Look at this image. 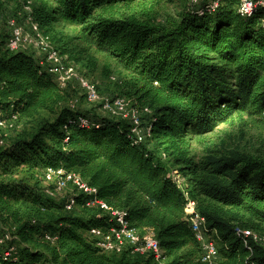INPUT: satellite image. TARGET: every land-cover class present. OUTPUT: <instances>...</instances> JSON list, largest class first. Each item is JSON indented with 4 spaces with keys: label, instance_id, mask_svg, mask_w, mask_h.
Masks as SVG:
<instances>
[{
    "label": "trees",
    "instance_id": "obj_1",
    "mask_svg": "<svg viewBox=\"0 0 264 264\" xmlns=\"http://www.w3.org/2000/svg\"><path fill=\"white\" fill-rule=\"evenodd\" d=\"M53 3L36 6L32 21L47 31L60 20L80 26L115 60L130 75L138 105L151 111L152 138L136 143L128 121L60 107L64 89L50 69L0 37V121L54 115L31 137L7 142L0 133V234L9 228L16 247L7 260L0 252V264H156L151 255L104 253L87 233L111 229L112 217L84 208L83 195L68 212L66 200L48 197L36 177L25 175L44 179L48 169L80 175L100 199L126 211L131 228L155 235L165 264H203L186 220L187 193L208 202L198 210L217 232L222 264H264V247L238 234L264 235V157L233 150L196 162L190 151L193 137L238 116L264 117V9L243 17L237 0L215 11L203 1L176 14L166 11L172 0ZM173 167L188 176L186 190L172 179Z\"/></svg>",
    "mask_w": 264,
    "mask_h": 264
},
{
    "label": "rangeland",
    "instance_id": "obj_2",
    "mask_svg": "<svg viewBox=\"0 0 264 264\" xmlns=\"http://www.w3.org/2000/svg\"><path fill=\"white\" fill-rule=\"evenodd\" d=\"M172 1L175 3H168L166 11L176 14L190 5H200L203 1L212 4L215 0H200V4H194L192 0ZM41 2L44 5L47 4L50 8L54 6L53 0H0V37L6 41L8 46L11 38L10 22L16 21L24 29L25 35L30 41L24 42L20 46L21 50L36 56L49 69L54 67V64L49 61V52L56 50L61 57H67L62 60V63L65 64L66 69L73 67L74 72L69 79L66 76L67 80L61 82L62 89H64L62 94L64 101L60 107L68 106L83 113L84 116H88L87 118H94L95 116L113 118L109 106L115 100L121 98L126 101L130 114L138 112L141 116H144L143 107L138 105L134 95H132L134 89H132L130 75L115 60L98 51L86 39L80 26L71 25L60 20L49 31L40 29L41 32L37 33L33 29L32 10ZM162 17L159 16L158 18L163 20ZM43 43L49 45V49L46 51ZM82 81L88 82L96 89L99 96L97 102H91L88 99ZM149 117L144 116V126L149 125ZM53 119L54 115L49 112H42L39 117L33 120H19L14 117L0 126V133L6 137L7 142L24 136L31 137L40 129L44 120ZM233 150L264 157V117L251 118L245 115L241 120V117L238 116L234 123L221 125L211 134L193 137L190 140V151L196 162L214 153ZM171 171L173 173L180 172L183 177H186L187 187L188 176L184 175L178 167H173ZM25 175L29 178L36 177L44 193L59 203L67 200L74 193L73 188L57 191L55 187L45 182L42 175L31 172H25ZM197 202L201 205L208 203L202 198H198ZM75 213L84 215L91 213V211L77 210ZM262 230L264 232V228ZM4 233L2 236L8 235L12 240V232L9 228L5 229ZM186 249H191V246ZM106 253L112 258H121L123 255H130L131 252L130 248L125 246L120 253L109 251Z\"/></svg>",
    "mask_w": 264,
    "mask_h": 264
},
{
    "label": "built area",
    "instance_id": "obj_3",
    "mask_svg": "<svg viewBox=\"0 0 264 264\" xmlns=\"http://www.w3.org/2000/svg\"><path fill=\"white\" fill-rule=\"evenodd\" d=\"M224 0H216L211 5L212 11H215ZM194 4H198L200 0H192ZM238 12L243 17L253 16L259 8L264 9V0H237ZM251 4V10H248V5ZM33 22V21H32ZM33 29L40 33V27L35 22L32 23ZM11 38L9 41V49L12 51H19L20 46L29 41L25 35V31L18 25L16 21L10 22ZM40 36V35H39ZM30 42V41H29ZM50 44V43H49ZM45 51L49 49L48 44H44ZM49 61L54 64L50 72L54 75L57 83L61 86V82H65L73 75V67L66 69L62 63V57L56 50L49 52ZM65 74V75H63ZM82 85L87 92L88 99L91 102L99 100L98 93L94 87L88 82L82 81ZM62 87V86H61ZM113 118L128 121L131 125V134L136 143H147L152 138L151 127L144 126V116H150L151 111L148 108H142L144 116L138 112L130 114L128 105L124 99H117L111 106ZM6 121H0V126L4 125ZM82 124L88 125V119H81ZM178 174V175H177ZM180 172L171 173L172 179L178 184L182 190H186V177H183ZM45 182L55 187L57 191H65L68 188H73L71 194L65 203V208L68 212L73 211L78 203V197L84 196V208L94 210L99 213H105L112 217L113 225L111 229L104 230L102 228H94L87 233L93 239H96L97 245L103 250L112 253H120L123 247L128 246L132 255H151L156 264H165L162 257L165 253L155 235L151 233L141 234L136 229L130 227L128 214L126 211L116 209L109 205L105 200L98 196V189L93 187L87 180L80 175L74 173H66L64 171L46 170L44 176ZM188 204L186 207V220L191 223L192 232L195 240L199 246L201 256L200 261L203 264H222L224 262L223 254L221 253V246L217 241V232L209 231L206 219L200 214L198 210V202L186 194ZM238 234L245 238L253 239L258 245L264 247V235L249 229H238ZM46 240L52 243L56 242L57 237L47 235ZM10 236H0V252H4L5 259H10L12 254L16 251L15 246H10ZM108 254V253H106Z\"/></svg>",
    "mask_w": 264,
    "mask_h": 264
},
{
    "label": "clouds",
    "instance_id": "obj_4",
    "mask_svg": "<svg viewBox=\"0 0 264 264\" xmlns=\"http://www.w3.org/2000/svg\"><path fill=\"white\" fill-rule=\"evenodd\" d=\"M251 7H252V5L249 4V5H248V10H249V11L251 10Z\"/></svg>",
    "mask_w": 264,
    "mask_h": 264
},
{
    "label": "crops",
    "instance_id": "obj_5",
    "mask_svg": "<svg viewBox=\"0 0 264 264\" xmlns=\"http://www.w3.org/2000/svg\"><path fill=\"white\" fill-rule=\"evenodd\" d=\"M66 58H67V57L63 56V57H62V60H63V59H66ZM63 62H64V61H63ZM64 65H65V64H64Z\"/></svg>",
    "mask_w": 264,
    "mask_h": 264
}]
</instances>
